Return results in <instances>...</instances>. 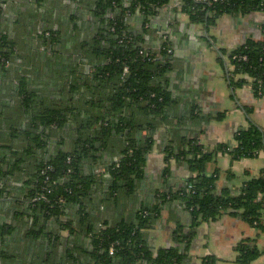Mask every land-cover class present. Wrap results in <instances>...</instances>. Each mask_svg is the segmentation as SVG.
Wrapping results in <instances>:
<instances>
[{"label":"trees","instance_id":"trees-1","mask_svg":"<svg viewBox=\"0 0 264 264\" xmlns=\"http://www.w3.org/2000/svg\"><path fill=\"white\" fill-rule=\"evenodd\" d=\"M168 1L82 0L70 10L34 0L31 36L0 32V77L17 78L1 89L10 101L0 102V264H190L198 226L224 212L264 235V170L237 193L218 192L220 169L208 170L220 153L239 160L264 152V127L251 123L235 144L211 150L181 135L184 125L225 114H204L194 103L180 112L172 85L177 20L165 32L154 23ZM178 9L209 31L224 14L264 12V0H182ZM222 53L231 85L249 83L264 95V38ZM160 128L166 161L183 160L191 176L125 208L136 202ZM174 203L191 213L189 228L179 223L173 245L155 251L145 231ZM236 250L240 264L264 253L252 238Z\"/></svg>","mask_w":264,"mask_h":264},{"label":"crops","instance_id":"crops-1","mask_svg":"<svg viewBox=\"0 0 264 264\" xmlns=\"http://www.w3.org/2000/svg\"><path fill=\"white\" fill-rule=\"evenodd\" d=\"M53 1L74 10L82 0H48V3ZM181 1L169 0L154 21L157 30L165 32L170 30L169 22L177 20L174 32L170 33L175 44V56L180 62L176 65L172 81L173 92L184 102L180 112L189 103H194L204 114L222 112L225 117L209 123H189L192 126L184 125L178 131L181 135L198 137L208 150L222 142L235 144V134L239 129L249 127L251 123L264 127V95L256 97L249 83L237 89L231 85L227 74L231 65L222 51H231L248 38H264V12L224 14L207 31L201 25L192 24L187 14L177 13ZM35 6L34 0H0V32L27 39L32 34V24L39 19V15H35ZM203 35L212 39L206 40ZM16 82L13 75L0 77V102L10 101V94L2 91V86ZM247 107L252 108L250 114H247ZM0 131H3L1 126ZM167 138V130L160 128L147 157L146 177L137 191V203L124 204L125 208H138L142 202L150 203L157 189L175 188L191 176L183 160L172 158L166 161L163 149ZM216 168L220 169L216 190L220 192L230 188L237 193L247 181L262 174L264 152L257 157L239 160L220 153L208 166L209 172ZM191 220V213L179 204L166 205L155 225L145 231L150 247L157 251L161 247L172 246L173 232L179 223L188 229ZM245 238H252L260 249L264 248V235L239 216L224 212L215 220L204 221L198 226L192 241L190 264H204L203 258L210 255L218 259L216 264H240L236 245ZM252 264H264V253Z\"/></svg>","mask_w":264,"mask_h":264},{"label":"rangeland","instance_id":"rangeland-1","mask_svg":"<svg viewBox=\"0 0 264 264\" xmlns=\"http://www.w3.org/2000/svg\"><path fill=\"white\" fill-rule=\"evenodd\" d=\"M252 89V88H251Z\"/></svg>","mask_w":264,"mask_h":264}]
</instances>
